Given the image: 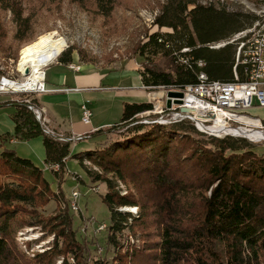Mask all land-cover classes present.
Instances as JSON below:
<instances>
[{
    "label": "trees",
    "instance_id": "trees-1",
    "mask_svg": "<svg viewBox=\"0 0 264 264\" xmlns=\"http://www.w3.org/2000/svg\"><path fill=\"white\" fill-rule=\"evenodd\" d=\"M22 1L0 0V12L14 15L17 39L33 31ZM94 2L98 14L109 18L118 0ZM259 20L257 15L198 0H166L154 22L157 30L136 49L144 59L140 70L144 86L183 89L199 83L202 72L210 82H234L239 44L231 41ZM220 44L225 45L214 47ZM72 62L71 50L59 57L61 64ZM237 72L244 80L240 66ZM15 106L14 137L43 136L45 163L59 166L55 176L64 173L71 144L43 135L26 106L20 102ZM152 108L150 103H124L120 122L96 135H104L106 144L112 133L135 124L132 136L116 135V142L104 150L78 156L95 158L104 171L91 176L108 186L102 201L111 211L108 242L118 250L117 264H264V153L245 139H196L185 131L187 123H137L135 117ZM109 174L135 193L122 196ZM57 198L44 169L12 149L0 152V264H55L57 256L63 257L62 264H106L90 259L85 242L78 241L69 202L61 215L48 219L42 215ZM122 207L138 208L140 218L120 211ZM34 218L52 228L56 244L55 251L29 258L18 246V223ZM126 230H136L144 243L124 248L116 236Z\"/></svg>",
    "mask_w": 264,
    "mask_h": 264
},
{
    "label": "rangeland",
    "instance_id": "rangeland-1",
    "mask_svg": "<svg viewBox=\"0 0 264 264\" xmlns=\"http://www.w3.org/2000/svg\"><path fill=\"white\" fill-rule=\"evenodd\" d=\"M94 1L23 0L24 16L32 18L33 31L25 38L20 35L18 39L16 38L17 24L14 22L13 13L1 11L0 82L7 80L22 83L30 78L31 70L27 78L26 72L21 73L18 69L22 50L46 36H51L54 39V47L61 51L57 58L43 69L45 73L47 71L49 79L56 76L53 64L57 63L59 57L68 50L73 51L74 58L80 63L92 64L96 67H116L120 63L135 60L141 67L144 59L136 53V49L140 43L145 41L149 33L157 30L154 22L160 15L166 0H118L117 6L109 18L98 14ZM198 2L203 5L212 4L218 8L225 7L230 11H242L245 14L257 15L260 19L264 16V0H198ZM69 74L73 75L71 72ZM168 90L173 91L163 88L151 91L161 97L162 94L159 92ZM41 98L42 94L38 93L28 94L14 91L13 93L0 94V145H3L0 147V152L4 149H12L18 153L17 155L32 159L35 164L44 169L45 176L52 185V190L58 195V198L52 200L41 212L45 219L64 213L66 202L70 204L73 200L72 194L78 192L80 194L78 199L79 210L73 211L71 209L73 226L78 241L85 242L90 259L105 261L106 264H117L115 259L118 250L114 244L108 242L111 211L102 201V197L108 192V186L105 182H96L91 176L96 173L103 174L104 171L97 165L95 158L82 160L78 156L89 151L104 150L116 142V135L120 134L125 139L130 138L135 124L112 133L113 139L106 144H103L106 140L104 135L100 142L97 140L100 136H96L89 140L70 143V156L66 160V169L61 175L55 176L53 173L55 170L49 165L46 169L44 161L38 159L39 152L34 150L32 157H28L25 155L27 153L23 151L26 149L23 148L24 142L18 141L14 145L7 144L6 140L9 136L5 137L7 134H11L14 124L12 115L15 107H12L11 103L16 104L24 99H31L39 103L38 99L41 100ZM258 112L260 115L264 113L263 110ZM138 120L144 121V118ZM185 131L190 132L196 139L210 141L212 138L200 133L189 123L185 124ZM230 138L245 139L255 147V151L264 153V141L254 142L243 137ZM94 155L95 157L98 156L96 153ZM107 177L118 185L116 191L122 196L135 193L132 186L120 182L113 174H109ZM136 209L122 207L120 211L135 216L139 214L140 218V210ZM104 224L107 229L102 231L100 227ZM18 227V246L29 258H35L36 254L50 249L52 252L55 251V235L52 228L46 226V222L40 224L39 220L34 218L25 223L19 222ZM135 231L126 230L122 234H118L116 236L118 243H121L124 248L128 244H133L135 247L141 246L144 243L143 239L140 233ZM62 261L63 257L57 256L54 263L62 264Z\"/></svg>",
    "mask_w": 264,
    "mask_h": 264
},
{
    "label": "built area",
    "instance_id": "built-area-1",
    "mask_svg": "<svg viewBox=\"0 0 264 264\" xmlns=\"http://www.w3.org/2000/svg\"><path fill=\"white\" fill-rule=\"evenodd\" d=\"M231 42L239 44L234 67V82H210L207 75L202 72L198 77L199 83L173 90L183 94L180 104L175 98H172L168 105L162 102L152 104V110L135 117L144 118V121L139 120L137 123L148 125L155 124V121H167L169 125L189 123L200 133L214 138L235 137L234 133L227 134L228 128L234 130L249 128L264 133L263 121L249 114L256 104L264 107V18L257 21L251 28L237 34ZM224 45L214 47L219 48ZM199 66L204 67V63L200 62ZM238 66L243 69L244 80L237 72ZM69 68L78 73L82 70L81 65L75 64L69 65ZM13 92L12 88L0 82V94ZM47 92L46 74L37 89L26 91L28 94ZM20 103L32 113L43 135L62 143H76L85 140V136L69 137L58 132L52 125L47 109L34 100L24 99ZM92 118V109L86 105L82 106V122L89 125ZM202 129H208L212 133ZM49 167L55 171L59 170L58 165ZM72 198L70 208L78 211L80 194L74 192ZM103 228L107 226L101 225L100 230L103 231Z\"/></svg>",
    "mask_w": 264,
    "mask_h": 264
},
{
    "label": "crops",
    "instance_id": "crops-1",
    "mask_svg": "<svg viewBox=\"0 0 264 264\" xmlns=\"http://www.w3.org/2000/svg\"><path fill=\"white\" fill-rule=\"evenodd\" d=\"M71 64L81 65V72H75L68 65L61 64L59 61L53 64L56 76L49 79L46 71L48 92L42 94L41 100L38 99L39 104L47 109L53 127L66 136H85V140L99 136L96 135V132L110 128L120 122L124 103L155 104L162 102L168 105L167 93L169 90L159 92L162 94L159 98L156 93L147 89L142 82L141 67H139L137 60L120 63L116 67L103 68L80 63L73 56ZM58 73L59 75H57ZM15 105V103H11V106L15 107L13 115L16 112ZM84 105L93 111V118L89 125L82 122V106ZM260 110L264 111V107L256 104L249 111V114L251 113L252 117L264 121V113L260 115L258 112ZM14 131L15 124H13L11 134L6 140L7 144L14 145L18 141H22L24 142L23 148H26L23 150L27 153L25 155L32 157V153L36 150L39 152L38 159L45 163L46 153L43 136L20 140L14 137ZM102 137L100 136L97 140L100 142ZM45 166L47 169L46 163Z\"/></svg>",
    "mask_w": 264,
    "mask_h": 264
},
{
    "label": "bare ground",
    "instance_id": "bare-ground-1",
    "mask_svg": "<svg viewBox=\"0 0 264 264\" xmlns=\"http://www.w3.org/2000/svg\"><path fill=\"white\" fill-rule=\"evenodd\" d=\"M264 16L261 17L262 20ZM259 20V21H260ZM60 50L54 47V39L51 36H46L36 41L35 43L25 47L21 53V60L18 66V69L21 73L26 72L27 69L31 70V75L26 74L28 78L22 83H16L5 80L4 84L8 85L15 92H26L33 91L37 89L39 84L43 82L44 79V68L51 64L57 56L60 54ZM159 97V96H158ZM160 98V97H159ZM155 124L168 126L169 122L167 121H155ZM204 131L210 132L208 129H202ZM227 134L234 133L235 137L247 138L254 142L264 141V133L257 132L256 130H251L249 128L242 129H230L226 131ZM212 133V132H210ZM218 135V134H217ZM135 210H137L135 208ZM135 212V211H134ZM107 228H103V231Z\"/></svg>",
    "mask_w": 264,
    "mask_h": 264
},
{
    "label": "water",
    "instance_id": "water-1",
    "mask_svg": "<svg viewBox=\"0 0 264 264\" xmlns=\"http://www.w3.org/2000/svg\"><path fill=\"white\" fill-rule=\"evenodd\" d=\"M29 73H30V70L27 69L26 74H29ZM167 97H168V102H170V100L172 98H175L177 100L178 104H180L181 103L180 99L183 97V94L181 92H177V91H168Z\"/></svg>",
    "mask_w": 264,
    "mask_h": 264
}]
</instances>
